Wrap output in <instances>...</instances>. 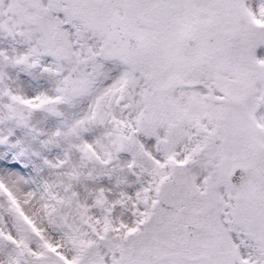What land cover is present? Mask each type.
<instances>
[{"label": "snow or ice", "instance_id": "snow-or-ice-1", "mask_svg": "<svg viewBox=\"0 0 264 264\" xmlns=\"http://www.w3.org/2000/svg\"><path fill=\"white\" fill-rule=\"evenodd\" d=\"M0 264H264V0H0Z\"/></svg>", "mask_w": 264, "mask_h": 264}]
</instances>
